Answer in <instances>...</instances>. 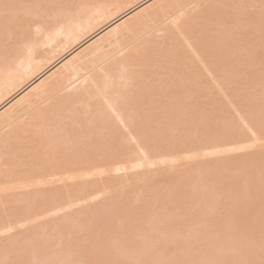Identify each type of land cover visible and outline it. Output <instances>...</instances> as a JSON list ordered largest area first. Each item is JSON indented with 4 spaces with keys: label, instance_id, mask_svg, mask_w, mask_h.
I'll return each mask as SVG.
<instances>
[{
    "label": "bare ground",
    "instance_id": "6f19581e",
    "mask_svg": "<svg viewBox=\"0 0 264 264\" xmlns=\"http://www.w3.org/2000/svg\"><path fill=\"white\" fill-rule=\"evenodd\" d=\"M260 149L264 0H0V264H264Z\"/></svg>",
    "mask_w": 264,
    "mask_h": 264
},
{
    "label": "rangeland",
    "instance_id": "374dc122",
    "mask_svg": "<svg viewBox=\"0 0 264 264\" xmlns=\"http://www.w3.org/2000/svg\"><path fill=\"white\" fill-rule=\"evenodd\" d=\"M240 86H241V85H240ZM236 87H239V86H236ZM241 87H243V85H242ZM244 87H245V86H244ZM241 89H242V88H241ZM254 150H256V149L253 148L252 153H254ZM260 150L262 151V150H264V149H260ZM241 151H242V150H241ZM241 151H238L239 153H238V152H235V153H232V154H230V155H233V157L235 156V158H236V156L238 155L237 158H236V160H241V158H243V157H241L243 154H244V158H243V159L246 158V155H247V154H248V155L251 154V153H250L251 150L249 151V149L247 150V151H248L247 154L245 153V152H247V151H245V150H244L245 152H244V151L241 152ZM257 151H259V149H257L255 152H257ZM262 152H263V151H262ZM225 155H226V156H225ZM225 155H222V156H223V159L221 158L222 160L220 159L221 156H220V157L218 156L219 159L222 161V163L220 162V160H218L217 157H208L209 160H210V158H211L214 162H213V161H212V162L209 161V160L207 159V157H205V159H204V157H201V158H203V160H201L202 162H199V161H200L199 159H201V158L197 159V160H198L197 163L199 162V163H198L199 166H201V167L205 166V167L201 168L200 170L202 171V170H204V168H207L208 166H212V167H214L213 164H215V166L218 165V162H216L217 160H218V161L220 162V164H222V165H224V162H225V167H226V168H229V164H228L229 162H228V161H231V160L234 159V158H232V157H231L232 159L229 158V157H228L229 154H228V156H227V154H225ZM239 155H240V159H238ZM248 155H247V156H248ZM215 158H216V159H215ZM228 159H231V160H228ZM206 160L209 161V162H207ZM225 160H226V161H225ZM203 161H205V162H207V163H209V164L207 165V164L204 163ZM195 162H196L195 160L192 162L194 165H192V163H191L190 161H189V162H187V161L179 162V163H180L179 166H178V163H177V164H176L177 167L175 166L176 169L173 170V171H171L172 168H171V167L169 168L168 166H165V167L168 168V169H166L165 167H164V168L162 167V168H160V169L158 168V170L155 169V170H154L155 172L153 171L154 173H152V174L154 175V177H153V175H151V173H150L151 176H149V174L147 175V177H148L149 180H150V178L152 177V178H151L152 180H150V182H149V180L147 179V177H144V180H145V181H142V179H141V182H142V183H141L140 181H139V183H137V187H138V188H139L138 184H144V185H141V186H140V188H139L140 190L138 189V191H140V193H141V191H144V192L141 193L140 199L143 200V199L145 198V200H146V198H148V196H146L147 193H148V195H150V192L152 193V190H153L154 193H156V192L159 193V192L163 191V190L166 189V187H167V186H166V185L168 184L167 182L171 183V181H174V182H176V183H178V184H180V183L182 184L185 180H183V181L181 180V182L179 183V180H178L179 178H178L177 176L181 177L180 179H183V178H182L183 176H182L179 172L182 173V171H186V168H188V167L191 168L192 171H193V170H196L197 167H198V164L196 165ZM227 162H228V163H227ZM231 162H232V161H231ZM200 163L203 164V165H200ZM211 163H212V165H211ZM183 164H184V166H187V167H183V166H182ZM185 164H186V165H185ZM205 164H206L207 166H206ZM195 165H196V166H195ZM227 165H228V166H227ZM191 166H193L195 169H192ZM212 167H210V168H212ZM177 168H180V170L177 169ZM189 168H188V169H189ZM199 168H200V167H199ZM164 169H165V171H164ZM173 169H174V167H173ZM188 169H187V170H188ZM207 169H209V167H208ZM167 170H169V171L172 172L173 174H171V173H170L169 171H167ZM177 170H178L179 172H177ZM181 170H182V171H181ZM191 170L186 171V172L188 173V177H185L186 179H187V178L189 179L190 174H192V173H189V171H191ZM205 170H206V169H205ZM205 170H204V171H205ZM166 171H167V172H166ZM156 172L158 173L157 175H156ZM160 172H161V173L163 172V173L160 175ZM164 172H165V173H164ZM176 172L179 173L181 176H180V175H176V174H177ZM186 172H184L183 175L186 174ZM166 173H170V175L168 174V176H167ZM164 174L166 175V177H165L166 179L163 178V177L161 178V176L164 175ZM155 175H156V176H155ZM175 175H176L177 178L175 177ZM169 176H171V177L169 178ZM186 176H187V174H186ZM149 177H150V178H149ZM167 177L170 179V181L167 180V179H168ZM145 178H146L147 180H146ZM153 178H155V180H154ZM156 178H157V179H156ZM161 179H164V180H165L166 185L164 184L165 182H162ZM172 179H176V180H172ZM158 182H159V184H158ZM146 183H147V185H146ZM161 183H162V185H160ZM155 184H156V185H155ZM163 184H164V185H163ZM149 185H150V186H149ZM153 185H154V186H153ZM159 185H160V186H159ZM146 186H147L148 189H150L149 191H146L147 188L143 189V187H146ZM148 186H149V187H148ZM158 186H159L161 189H160L159 191L156 190V192H155L154 190H155V189H158ZM163 187H164V189H162ZM169 187H170V185H169ZM169 187H167V188H169ZM141 188H142V189H141ZM132 189H133V188H132ZM124 190H126V192H127L128 190H130V188L127 187V188H124ZM133 190H134V189H133ZM120 191H123V190L120 189ZM145 191H146V192H145ZM123 192H125V191H123ZM143 193H144V195H143ZM142 195H143V196H142ZM144 196H146V197H144ZM191 196H193V195H191ZM145 200H143V201H145ZM212 200H213V198H212ZM166 201H169L167 205H170V203H171V200H170V199H169V200L166 199V200H164L162 203L165 204V203H167ZM213 201H214V200H213ZM216 201H217V202H216ZM216 201H215L216 203H220V202L222 203L221 200H220V201L216 200ZM211 202H212V201H210L209 203H210L212 206H210V204H209L208 207H209V208H210V207L213 208V209H210V211L213 210L211 213H214V206H213V205H215V207H216V203L213 204L214 202H213V203H211ZM99 204H101V199L98 200L97 202H94V204L92 203L91 205H92V206H95V205H99ZM208 207H207V208H208ZM190 208H192V205L189 207V209H190ZM82 209H84V208H83V207H80V208L75 209V210L72 212V214L70 213L72 216H73V215H75V216H73V217H69V219L65 217L66 215H64V214H66V213H63L62 216H61V214H60V216H59L58 218H54L55 222H56V221H58L59 223L62 222L61 224H59L58 222H56V223H58V225L61 226L60 229H57V227H59V226H57V224H56L55 222H54V224H53L55 227H54L53 225L49 226L50 228H51L52 226H53V228H54V229L52 228L53 230H51V231H49V232H47V231L49 230V227H48V226H47V227H41V228L38 227L37 229H40L42 232H41V231L39 232V231L37 230V233H38L37 238H38V237L40 238V239L37 240V242H39V243L41 244V243L43 242V239H44L45 241H46V239H48V238L50 239V237L53 236V234L55 233V231H56V230H57V231L59 230L57 233H55V235H57L58 233H60V235L58 234L59 236L57 235L56 237L53 238L55 244H56V241H59L57 244H58V247H61V246H60V245H62V243H61V241H60L61 238L64 239V240H62V242H64V241H66V242L63 243L64 245L62 246V247H63L62 250H60L62 247H61L60 249L56 247V250H57V251H56L55 249H54V251L59 252V251H58V249H59L60 251H63V252L65 253V256H64V257H68V258H69V256H67V255H70V257H71V256L75 257L74 255L71 254L70 251H68V249H69V247H70V244L73 243V242H69V241H70V240L73 241V237H75V236H73V237L70 236L71 238H69V235H67V236H65V237H62L61 235L64 236V231H62L61 228H62V226H64V225L68 227L69 224H67V221H69L68 223H70V224L73 225L75 219H76V218H79V217L76 216V211H77V210L81 211ZM195 210H196V212H195ZM195 210L193 211V214H194V215L197 214V213H198L200 216H201V215H202V216L204 215V216H203L204 218L195 215V216H197V218L199 217V218H201V220L203 219V220H202L203 222H202L201 220H200V222H198L199 218L195 221L196 218H193L194 216L192 215V213H191V215L187 214V215H189V216L185 215V216H186V218H185L186 221H185L184 223H183L182 221L180 222V220L178 221V223H180V224L183 223L182 225H180V228H181V231H180V232H181V234L183 233L182 235H184V233L186 234L187 231L190 232V229H192V231H193V229H196V230H197V229L200 227L199 225H200L201 222H202V223H201V227H203V226H207L206 224L211 225V224H209V222H210V223H213V221H212V219L214 218L213 216H215L216 214H219V213H217V212H218L217 210H216L217 212L215 211L216 213H214L212 216H210L211 213H210V214L208 213V215H209L210 217H213V218L211 219V221H212V222H211V221L209 220L210 217L207 218V217H208L207 212H210V211H208V210L205 211L206 209H205V210H202V211H201V210H198V209H195ZM79 211H78V212H79ZM199 211H200V212H199ZM202 212H203V213H202ZM205 212H206V213H205ZM200 213H201V214H200ZM58 215H59V214H58ZM58 215H56V217H57ZM182 215H183V214H180V216H182ZM206 216H207V217H206ZM216 216H217V215H216ZM218 216H220V215H218ZM64 217L66 218V220H61V218H64ZM188 217H192L193 219L190 218V220L188 221V220H187ZM180 218H181V220H182V218H184V216H183V217H180ZM56 219H57V220H56ZM58 219H59V220H58ZM82 219H83V217H82ZM82 219L79 218L78 221L81 222ZM205 219H206V221H205ZM60 220H61V222H60ZM76 220H77V219H76ZM83 220H84V219H83ZM168 220L170 221V219H168ZM207 220H209V222H208ZM169 221H168V222H169ZM183 221H184V219H183ZM192 221H195V222H198V223H195V222L192 223ZM71 222H72V223H71ZM187 222H189V224H188ZM190 222H191V224H190ZM76 223H79V222H75V224H76ZM166 223H167V222H163L161 226H165ZM186 223H187V225H186ZM194 223L196 224V225H195V226H196L195 228H193L194 225H192V224H194ZM203 223H204L205 225H203ZM198 224H199V225H198ZM72 225H69V226H72ZM189 225H190V226H189ZM168 226H170V231H172V229H171V226H172V225H171V224L169 225V223H168ZM168 226H167V224H166V226L164 227V228L166 229L165 232H166V231L168 232V230H169V227H168ZM188 226H189V227H188ZM172 227L174 228L173 231H175V227H174V226H172ZM185 227H187V228H185ZM201 227H200V228H201ZM43 228H44V229H43ZM55 228H56V229H55ZM177 228H178V227H177ZM180 228H179V229H180ZM182 228H183V229H182ZM189 228H190V229H189ZM187 229H189V230H187ZM183 230H184V231H183ZM185 230H187V231H185ZM196 230H194V231H196ZM208 230H209V229H208ZM45 231H46V232H45ZM52 231H53V234H52ZM170 231H169V232H170ZM173 231H172V232H173ZM62 232H63V234H61ZM165 232H163V233L165 234ZM44 233H45V234H44ZM170 233H171V232H170ZM167 234H168V233H167ZM40 235H41V236L43 235V236L41 237ZM186 235H187V234H186ZM45 236H46V237H45ZM59 237H61V238H59ZM185 237H186V236H185ZM55 238H57V240H55ZM58 238H59V239H58ZM65 238H69V239L66 240ZM40 241H41V242H40ZM45 241L43 242V244H45ZM68 242H69V243H68ZM66 243H67V244H66ZM149 244L151 245V243L145 244V245H147V247L145 246L146 249L149 248V246H150ZM148 245H149V246H148ZM64 246L66 247V251H64V250H65V249H64ZM54 247H55V246H54ZM70 250H71V249H70ZM148 250H149V249H148ZM52 251H53V250H52ZM67 251H68L69 253H67ZM63 252H62V253L60 252V253L63 255V254H64ZM36 254H37V253H36ZM73 257L70 258V259H73ZM39 262H40V261H37V260H36V261H34V264H37V263H39ZM179 262H182V263H183L184 261H181V259H180ZM79 264H80V262H79ZM178 264H179V263H178Z\"/></svg>",
    "mask_w": 264,
    "mask_h": 264
}]
</instances>
